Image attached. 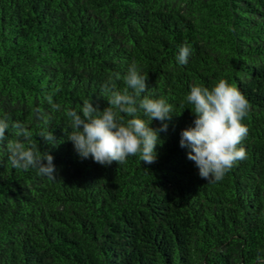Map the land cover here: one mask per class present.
<instances>
[{
    "label": "trees",
    "instance_id": "16d2710c",
    "mask_svg": "<svg viewBox=\"0 0 264 264\" xmlns=\"http://www.w3.org/2000/svg\"><path fill=\"white\" fill-rule=\"evenodd\" d=\"M182 44L192 54L178 66ZM130 63L175 111L157 159H79L65 110H102L105 85L122 90ZM218 79L248 101L246 158L207 182L178 143L194 118L181 101ZM0 115L25 125L56 175L14 168L0 151V264L264 260V0H0Z\"/></svg>",
    "mask_w": 264,
    "mask_h": 264
},
{
    "label": "clouds",
    "instance_id": "9594fccd",
    "mask_svg": "<svg viewBox=\"0 0 264 264\" xmlns=\"http://www.w3.org/2000/svg\"><path fill=\"white\" fill-rule=\"evenodd\" d=\"M191 54L189 45H180L174 57L176 64H187ZM122 80V90L105 85L107 106L102 110L90 101H84L78 109L65 110L70 129L66 139L79 159L90 158L102 166L113 161L123 163L129 156H137L144 164L157 159V147L163 144L159 133L167 130L166 121L175 112L173 106L165 97L149 93L147 77L136 63L128 65ZM181 103L194 118L190 126L181 129L179 146L194 162L199 177L207 182L222 180L235 162L246 158L241 141L248 133L243 123L248 113L247 99L225 79H218L211 86L190 85ZM52 107L59 109L60 105ZM153 120L161 122L158 128L151 126ZM9 129L16 139L6 140ZM30 135L22 122H10L7 115H0V151L7 154L12 167L35 169L40 175L54 178L52 155L38 154L35 145H26L24 141ZM39 135L51 145L58 143L52 131H41ZM258 261L264 264L259 257Z\"/></svg>",
    "mask_w": 264,
    "mask_h": 264
}]
</instances>
